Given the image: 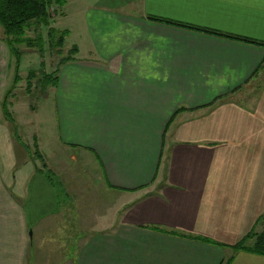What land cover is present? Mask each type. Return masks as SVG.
Instances as JSON below:
<instances>
[{"label": "crops", "instance_id": "1", "mask_svg": "<svg viewBox=\"0 0 264 264\" xmlns=\"http://www.w3.org/2000/svg\"><path fill=\"white\" fill-rule=\"evenodd\" d=\"M127 5L84 8L52 87L56 151L100 169L120 220L55 238L57 182L21 139L41 154L38 136L0 112V264H264L254 238L233 248L264 232V46L152 19L264 43V0Z\"/></svg>", "mask_w": 264, "mask_h": 264}, {"label": "rangeland", "instance_id": "2", "mask_svg": "<svg viewBox=\"0 0 264 264\" xmlns=\"http://www.w3.org/2000/svg\"><path fill=\"white\" fill-rule=\"evenodd\" d=\"M131 1L133 0H65L64 3H58L57 8L53 6V12L56 13L52 17L51 26L56 30L66 29L67 35L63 45L60 47L49 45L46 37L47 28L34 25L27 30L26 35L33 38L35 33L39 32L44 42L38 43L37 49L26 47L25 44L17 45L20 51L18 62L2 37L0 38V112H2L1 101L6 100L5 107L12 120L8 123L9 128L15 130L16 134L24 130L23 134L29 135L33 129L32 131L38 136L37 144L41 151V159L35 154L36 147L33 146L31 138L27 140L25 137L20 138L27 141L30 160L36 162L41 169L50 170L51 177L54 176V181L57 182L56 188L62 199L60 206L63 213H61L62 222L54 236L61 241L64 238L72 241V248L75 242H81L85 236L91 234V231L106 228L109 223L117 224L120 220V214L116 213L119 202L115 196L116 192L107 187L99 168L94 166L95 169L92 170L84 169L80 160H72L71 152L56 151L53 86L52 83L44 80V75L50 74L58 65L60 58L67 55L74 36L80 28L81 13L86 6L106 2L114 7L122 5L127 7ZM31 71L34 72V76L29 79L28 73ZM15 74L18 76V81L13 85ZM1 116L3 117V113ZM55 157L64 159L68 165L64 168L66 162L58 163L59 169L52 163ZM33 243L36 247L35 241Z\"/></svg>", "mask_w": 264, "mask_h": 264}, {"label": "trees", "instance_id": "3", "mask_svg": "<svg viewBox=\"0 0 264 264\" xmlns=\"http://www.w3.org/2000/svg\"><path fill=\"white\" fill-rule=\"evenodd\" d=\"M58 3H64V0H0V26L2 29V40L7 45L8 49L15 55L16 62H18V54H20L19 49L16 47L17 45L25 44L26 47L37 49V44L40 42H44L43 36L39 32H36L33 38L26 35L27 30L34 25H36V27L42 25L47 28L46 37H47V43H49V45L51 46L56 45V47L57 46L60 47L63 45L64 38L67 35V31L65 29L56 30L51 26L52 17L54 13H56V11L53 12V6L57 8L56 5ZM152 19L157 21H163L165 23L173 24L176 26L186 27L200 32L224 36L227 38L264 46L263 42H259L248 38L221 34L213 30L204 29L191 25H185L168 20H162L158 18H152ZM75 50L76 47L72 46L69 49L67 55L60 58L59 62H64L73 59ZM57 69L58 68L56 67L50 74L44 75L45 76L44 80L52 83V86L56 78ZM15 73H16V69H15ZM33 76H34V72L31 71L28 73L29 79L32 78ZM47 79H49V81ZM17 81H18V76L17 74H15L13 78V85L16 84ZM5 106H6V100H3L1 103V109L3 115L6 119L12 121L7 113ZM35 154L39 159L42 158V156L39 154L37 150L35 151ZM248 238H254V244L250 248L244 245L245 240ZM233 248L234 249L248 248L251 251L264 254V232H261L259 234L256 233L247 234V236L243 240L235 244Z\"/></svg>", "mask_w": 264, "mask_h": 264}]
</instances>
